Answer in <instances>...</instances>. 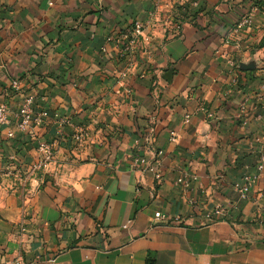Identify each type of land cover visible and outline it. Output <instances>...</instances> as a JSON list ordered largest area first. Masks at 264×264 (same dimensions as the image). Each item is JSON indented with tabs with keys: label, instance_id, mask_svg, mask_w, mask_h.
Masks as SVG:
<instances>
[{
	"label": "crops",
	"instance_id": "obj_1",
	"mask_svg": "<svg viewBox=\"0 0 264 264\" xmlns=\"http://www.w3.org/2000/svg\"><path fill=\"white\" fill-rule=\"evenodd\" d=\"M259 1L0 0V102L68 120L37 130L40 168L36 139L0 136V264H264V90L235 31Z\"/></svg>",
	"mask_w": 264,
	"mask_h": 264
},
{
	"label": "built area",
	"instance_id": "obj_2",
	"mask_svg": "<svg viewBox=\"0 0 264 264\" xmlns=\"http://www.w3.org/2000/svg\"><path fill=\"white\" fill-rule=\"evenodd\" d=\"M242 22L249 23L246 19ZM239 27L237 26L235 31H237ZM144 29L142 23L135 22L122 31L117 41L121 55H127L133 51L134 45L142 36ZM10 87L12 91L18 92L20 90V82L13 80ZM245 105L246 100L239 103L240 113L245 111ZM50 118L55 120V124L59 129H62L68 123L66 118L59 117L58 115L52 116L51 111L47 107V97L44 95H25L20 98L16 109L10 107L5 102H0V136L3 135L5 139L11 140L15 138L16 134L27 133L33 139H36V154L38 161L35 167L40 168L51 162L54 155V143L41 139L37 133V130L42 128ZM73 139L76 144H81L84 140L83 132H76L73 135ZM140 162L142 161L139 158L134 159V164ZM261 168L262 165L259 164L257 169L261 170ZM256 179V175L245 173L241 181L233 184L232 189L237 193L240 201L248 200ZM176 184H182L184 187H187L188 181L185 179H178ZM154 217L156 219H161L163 216L160 215V213H155ZM207 217H210V214H207Z\"/></svg>",
	"mask_w": 264,
	"mask_h": 264
},
{
	"label": "rangeland",
	"instance_id": "obj_3",
	"mask_svg": "<svg viewBox=\"0 0 264 264\" xmlns=\"http://www.w3.org/2000/svg\"><path fill=\"white\" fill-rule=\"evenodd\" d=\"M254 8L257 11L253 12L248 10L245 14L235 23L236 27L240 25L237 31L245 30L243 39L247 41L246 48L243 45L240 57L247 59L248 62L252 61L250 68L243 69L244 72H249L256 85V88L264 90V0L256 2ZM248 20L249 23H243V20ZM245 54V55H244Z\"/></svg>",
	"mask_w": 264,
	"mask_h": 264
}]
</instances>
